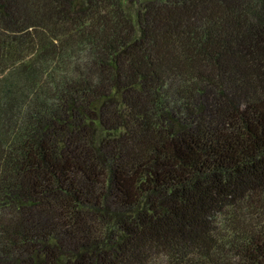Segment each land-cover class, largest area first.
<instances>
[{
    "label": "trees",
    "instance_id": "1",
    "mask_svg": "<svg viewBox=\"0 0 264 264\" xmlns=\"http://www.w3.org/2000/svg\"><path fill=\"white\" fill-rule=\"evenodd\" d=\"M0 264H264V0H0Z\"/></svg>",
    "mask_w": 264,
    "mask_h": 264
}]
</instances>
